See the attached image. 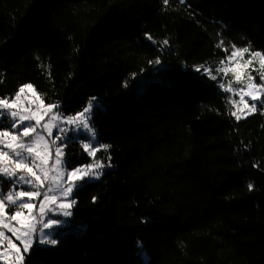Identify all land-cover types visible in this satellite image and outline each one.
Listing matches in <instances>:
<instances>
[{
	"label": "trees",
	"instance_id": "1",
	"mask_svg": "<svg viewBox=\"0 0 264 264\" xmlns=\"http://www.w3.org/2000/svg\"><path fill=\"white\" fill-rule=\"evenodd\" d=\"M221 39L264 52V0H0V97L33 83L66 113L96 97L111 146L73 193L83 230L25 264H264V109L237 121L194 70ZM66 158L92 161L80 140Z\"/></svg>",
	"mask_w": 264,
	"mask_h": 264
},
{
	"label": "snow or ice",
	"instance_id": "2",
	"mask_svg": "<svg viewBox=\"0 0 264 264\" xmlns=\"http://www.w3.org/2000/svg\"><path fill=\"white\" fill-rule=\"evenodd\" d=\"M163 2L167 5L169 0ZM147 38L152 39L150 35ZM168 43L167 39L163 41L165 46ZM225 44L221 39L216 45L225 56L218 61L215 75L213 68L204 64L194 66V70L217 82L224 93L239 96V101L231 97L225 101L235 109L230 115L239 121L255 113L257 103L264 106V52ZM149 63L159 65L161 61L157 58ZM229 73L233 79L226 85L223 80ZM257 78L260 83H256ZM233 82L240 87L234 88ZM96 101L91 97L82 110L65 115L59 102L45 103L31 83L20 85L12 97L0 98V264H25L37 243L57 245L52 230L67 224L66 218L73 215L77 203L72 199L74 191L89 179H99L103 169L111 166L110 156L106 157L108 164L96 159L98 152H107L111 147L99 142L91 124L94 110L99 107ZM79 130L88 134V141L80 143L92 161L73 165L66 158L65 141H73V133ZM5 183L10 185L6 193ZM247 187L253 189L251 183ZM40 197L37 206L33 201ZM9 208L13 209L11 213Z\"/></svg>",
	"mask_w": 264,
	"mask_h": 264
},
{
	"label": "rangeland",
	"instance_id": "3",
	"mask_svg": "<svg viewBox=\"0 0 264 264\" xmlns=\"http://www.w3.org/2000/svg\"><path fill=\"white\" fill-rule=\"evenodd\" d=\"M245 59H247V56L245 57ZM217 65H218V62H215L214 64H205L206 67H211V68H213V74H214V75L216 74V72L214 71V69L216 68ZM255 67H258V64H256ZM252 74H253L254 76L257 75L255 72H253ZM218 79H220L219 76H218ZM232 79H233L232 74L229 73V75H228L226 78H224L223 82L227 85V82H228L229 80H232ZM256 83H260V80H259L258 78H257V80H256ZM31 84L34 86L35 90H36L38 93H40V92L37 90V88L35 87V85H34L33 83H31ZM232 86H233L234 88H238V87H240V85L235 84V82H233V85H232ZM40 94H41V93H40ZM12 96H13V95H12ZM12 96H9V97H12ZM41 96H42V95H41ZM0 98H3V97H0ZM232 99H235V100L239 101V96H238V95H237V96H234V97L232 96ZM246 99H248V98L246 97ZM248 102H249V105H251L252 101H251L250 99H248ZM45 103H53V102H47V101H45ZM96 103H97L98 105H101V102H100L98 99H97ZM240 107H243V105H240ZM258 108H263V109H264V106H262V105H260L259 103H257V109H258ZM61 111L64 112V110L62 109V107H61ZM79 111H80V110H79ZM76 112H77V111H76ZM64 113H65V115H74V114H75V112H73V113H66V112H64ZM54 135H55V130H54ZM73 135L75 136V139H74V140H80V141H84V142H87V141H88V134H87L86 132H84L83 130H79L78 132L73 133ZM84 136L87 137V140H84V139H83ZM67 143H68V141H65L66 146H67ZM93 146H97V145L94 143ZM65 155H66V148H65ZM96 159H98V158H97V154H96ZM105 168H106V167H105ZM90 180H96V179H90ZM9 187H10V185L7 184V183H5V184L3 185V190H4L5 193L7 192V190L9 189ZM17 190H19V189H17ZM24 190H30V189L27 188V187H25ZM40 199H42V197H40V198H36V200H34L33 202L36 203L37 206H38V203H39V200H40ZM72 199H73V196H72ZM8 211H9V213H11V212L13 211V209H12V208H9ZM50 215H51L53 218H57V217L55 216V214H51V213H50ZM59 218H60V219H65V218L62 217V216L59 217ZM66 219H67V224L62 225L61 227L52 230V238L58 240L60 236H62L63 234L69 232L71 229L75 230L76 232H81V231L83 230V228H84L83 226H73V227H71V225H70V217H68V218H66ZM35 245H39V246H51V245H41V244H39V243H37V244H35ZM35 245H34V246H35Z\"/></svg>",
	"mask_w": 264,
	"mask_h": 264
}]
</instances>
